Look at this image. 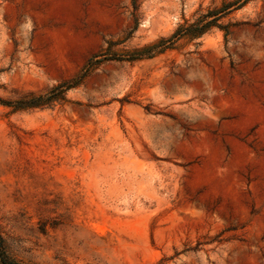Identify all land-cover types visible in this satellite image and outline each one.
I'll list each match as a JSON object with an SVG mask.
<instances>
[{"label":"rangeland","instance_id":"374dc122","mask_svg":"<svg viewBox=\"0 0 264 264\" xmlns=\"http://www.w3.org/2000/svg\"><path fill=\"white\" fill-rule=\"evenodd\" d=\"M235 1L0 0V264H264V0L130 58Z\"/></svg>","mask_w":264,"mask_h":264},{"label":"trees","instance_id":"16d2710c","mask_svg":"<svg viewBox=\"0 0 264 264\" xmlns=\"http://www.w3.org/2000/svg\"><path fill=\"white\" fill-rule=\"evenodd\" d=\"M250 0H237L235 2H227L219 9L210 10L208 14L204 15L202 19H198L192 24H184L179 26V28L172 34L169 38H160L153 44L147 45L141 49L135 50L130 56L131 60H137L142 58H151L157 54L163 53L164 51L173 47L174 43L182 38L196 39L202 37L207 33L212 27L218 26L221 27L218 23V17L213 19H206V17L217 16L220 11H228L233 6H236V9L244 7ZM76 79L71 83H64L59 86L54 87L46 95H31L30 97L24 98L17 102L4 101L6 104L13 106L15 109H29V108H41L48 106L60 99L65 98L66 92L77 86L80 81ZM56 91L60 93L57 94Z\"/></svg>","mask_w":264,"mask_h":264}]
</instances>
